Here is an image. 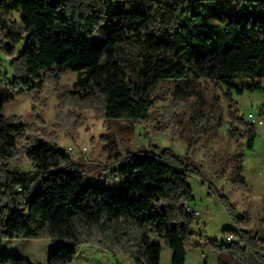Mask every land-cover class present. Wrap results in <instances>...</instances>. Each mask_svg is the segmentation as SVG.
<instances>
[{
	"label": "trees",
	"instance_id": "obj_1",
	"mask_svg": "<svg viewBox=\"0 0 264 264\" xmlns=\"http://www.w3.org/2000/svg\"><path fill=\"white\" fill-rule=\"evenodd\" d=\"M255 6V14H236ZM263 6L264 0H0V50L12 57L23 42L10 62L9 86L26 92L33 109L43 84L76 73L73 89H57L60 110L76 105L92 110L97 119L141 120L163 82L175 83L176 99L195 97L198 105L219 102L213 90L207 99L195 89L199 80L224 84L238 94L264 90ZM242 76L250 83L235 85ZM228 94V135L235 151L223 158L217 173L227 174L239 191L247 187L244 150L253 147L257 132L237 116V103ZM1 110L0 102V239L49 238L46 264L72 262L82 243L124 251L136 264H160L161 239L171 250L170 263L185 264L195 220L183 207L193 200L188 177L202 176L191 162L154 145L130 152L113 169L123 182L110 191L105 184L86 183V166L72 161L52 133L24 146L33 169L22 172L10 161L20 153L18 142L29 126ZM211 111L189 117L187 154L198 136L221 123L220 112L211 123ZM80 118L57 114L58 124L65 120L72 127L57 126L77 135ZM220 201L235 225L224 228V235L238 230L241 240L211 245L228 251L237 264H243L248 250L264 260V253L255 250L260 239L245 229L248 219L226 197ZM0 264L33 263L0 253Z\"/></svg>",
	"mask_w": 264,
	"mask_h": 264
},
{
	"label": "rangeland",
	"instance_id": "obj_2",
	"mask_svg": "<svg viewBox=\"0 0 264 264\" xmlns=\"http://www.w3.org/2000/svg\"><path fill=\"white\" fill-rule=\"evenodd\" d=\"M257 10L258 7L255 6L252 9L236 11V14H255ZM11 16L19 22L18 13L13 12ZM22 48L23 42L18 43L12 57H17ZM12 57L0 50L1 112L6 116H17L22 123L29 126L26 137L18 142L20 153L10 161L12 167L22 172L31 171L32 164L21 150L25 145L42 139L46 134L55 133L57 145L67 151L72 161L86 166V183L105 184L108 190L113 191L124 180L122 176H116L113 169L124 162L126 154L145 151L153 145L169 149L183 162H191L202 175L200 178L192 173L188 177L189 186L195 197V201L192 200L191 203L196 206L201 215L191 224V231L194 232L193 246L187 250L185 264H200V257L195 256L191 251L195 248L194 239L199 230L204 237L201 249L209 258H212L217 251L211 243L222 244L224 228H235L220 197H228L237 210L235 200L238 201L239 206H245L246 212L251 213L254 210V213H258L259 207H255L254 204L249 205L247 197L251 200L258 198L259 201H264V123L256 125L257 134L253 147L244 150L242 174L247 187L244 190H234L230 180L227 179V174H218L217 171L222 166L223 158L235 151V144L228 135L229 116L226 93L229 92L228 95L237 103L238 117L240 113L245 117L248 113H253L255 116L260 115L264 118L263 89L244 90L238 94L234 89L228 91L224 84L215 85L209 81L199 80L198 85L195 86L197 91H204L206 98L210 99L213 90L219 97V102L215 100V106H211L209 100L205 105H198L199 102L195 97L188 100L176 99L174 97L175 83L163 82L154 93L151 108L145 119L131 121L97 119L92 110L84 107L67 105L61 110L58 107L57 89H73L77 78L76 73L65 74L56 83L43 84L37 90L39 102L33 109L30 96L26 92H14L9 86V82L13 79V69L10 64ZM249 83L250 79L245 76L234 79V84L237 86ZM262 86L264 87V79ZM208 109H212L211 112L215 111L211 123L217 121L219 112L222 114L221 123L198 136L187 154L189 139L192 135L189 117L194 113L196 115L200 110ZM68 113L81 117L83 124L78 129L77 135L59 128L72 127L66 124L65 120H59V124L57 123V114L58 117L63 118ZM244 121L247 122V119L244 118ZM107 146L111 148L108 151ZM50 246L51 240L46 237L0 239V253L23 257L33 264L47 263ZM169 253L170 248L163 242L160 264H171ZM68 264L136 263L124 251L108 249L94 243H82L78 247L75 259Z\"/></svg>",
	"mask_w": 264,
	"mask_h": 264
},
{
	"label": "crops",
	"instance_id": "obj_3",
	"mask_svg": "<svg viewBox=\"0 0 264 264\" xmlns=\"http://www.w3.org/2000/svg\"><path fill=\"white\" fill-rule=\"evenodd\" d=\"M191 196L193 197V200L195 201V197L193 195L192 189H191ZM226 198L229 200L228 197ZM234 202H236V205L238 207V210L236 209L237 212L239 214L244 215L249 221V225L245 229L249 232L251 236L256 237L257 239H260L257 245L255 246L256 251L259 253H264V201L261 202L259 201L258 198H256L255 200H251L249 197H247V202L249 205L254 204L255 207L256 206L259 207L258 213H254V210L253 212L248 213L246 212V208L244 205L239 206L238 201L236 200ZM194 207L196 208V206ZM236 231H237L236 235H238V237L240 238L239 239V242H240L241 234L238 230ZM203 238L204 237L202 236V231L199 230L198 233H196V238L194 239L195 248L191 250L195 256L200 257V260H199L200 264H237L236 261L232 259L230 253L224 250H222L221 252H217L215 255H213L212 258H209L204 252V250L201 249L202 245L204 244ZM159 242L161 243V246H162L164 241L160 239ZM164 244L166 243L164 242ZM198 251H200V253H198ZM187 255H188V252L186 253L185 263L187 260ZM170 258H171V250L169 253V261H170ZM243 264H264V260L260 259L258 255L255 254V252L247 251Z\"/></svg>",
	"mask_w": 264,
	"mask_h": 264
},
{
	"label": "built area",
	"instance_id": "obj_4",
	"mask_svg": "<svg viewBox=\"0 0 264 264\" xmlns=\"http://www.w3.org/2000/svg\"><path fill=\"white\" fill-rule=\"evenodd\" d=\"M233 1V0H230ZM240 117L246 118L247 122L250 124L256 125H261L264 123V118L259 116H255L253 113H248V115L245 117L244 114L240 113ZM183 207L186 212L189 214L193 215L194 218H198L200 216V211L196 209L191 202H184ZM239 237L236 235L234 232H228L224 235L223 240H222V245L223 246H230L231 244L238 243L239 242Z\"/></svg>",
	"mask_w": 264,
	"mask_h": 264
}]
</instances>
